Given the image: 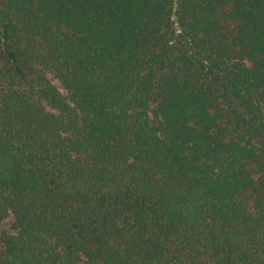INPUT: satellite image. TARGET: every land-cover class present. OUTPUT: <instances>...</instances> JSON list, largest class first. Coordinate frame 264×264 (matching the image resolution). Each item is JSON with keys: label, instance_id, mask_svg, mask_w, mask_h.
<instances>
[{"label": "trees", "instance_id": "1", "mask_svg": "<svg viewBox=\"0 0 264 264\" xmlns=\"http://www.w3.org/2000/svg\"><path fill=\"white\" fill-rule=\"evenodd\" d=\"M0 264H264V0H0Z\"/></svg>", "mask_w": 264, "mask_h": 264}]
</instances>
